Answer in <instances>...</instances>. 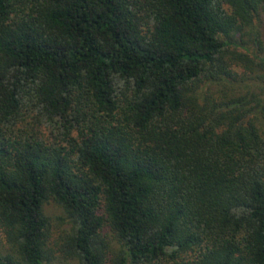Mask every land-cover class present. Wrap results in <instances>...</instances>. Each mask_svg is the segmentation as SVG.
I'll list each match as a JSON object with an SVG mask.
<instances>
[{
  "label": "trees",
  "instance_id": "trees-1",
  "mask_svg": "<svg viewBox=\"0 0 264 264\" xmlns=\"http://www.w3.org/2000/svg\"><path fill=\"white\" fill-rule=\"evenodd\" d=\"M0 264H264V0H0Z\"/></svg>",
  "mask_w": 264,
  "mask_h": 264
},
{
  "label": "rangeland",
  "instance_id": "rangeland-1",
  "mask_svg": "<svg viewBox=\"0 0 264 264\" xmlns=\"http://www.w3.org/2000/svg\"><path fill=\"white\" fill-rule=\"evenodd\" d=\"M44 214L51 220V229L54 236L59 235L62 231H67L68 225L62 220L63 212L53 201L44 205Z\"/></svg>",
  "mask_w": 264,
  "mask_h": 264
}]
</instances>
